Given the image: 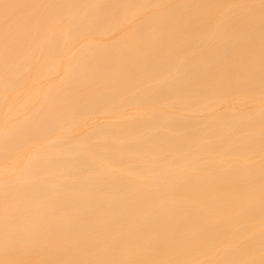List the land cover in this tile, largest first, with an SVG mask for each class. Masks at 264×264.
<instances>
[{
	"label": "bare ground",
	"instance_id": "bare-ground-1",
	"mask_svg": "<svg viewBox=\"0 0 264 264\" xmlns=\"http://www.w3.org/2000/svg\"><path fill=\"white\" fill-rule=\"evenodd\" d=\"M0 264H264V0H0Z\"/></svg>",
	"mask_w": 264,
	"mask_h": 264
}]
</instances>
